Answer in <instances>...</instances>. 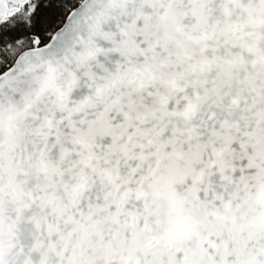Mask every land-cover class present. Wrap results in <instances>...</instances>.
<instances>
[{"label": "snow or ice", "instance_id": "6c2138e0", "mask_svg": "<svg viewBox=\"0 0 264 264\" xmlns=\"http://www.w3.org/2000/svg\"><path fill=\"white\" fill-rule=\"evenodd\" d=\"M0 264H264V0H0Z\"/></svg>", "mask_w": 264, "mask_h": 264}]
</instances>
